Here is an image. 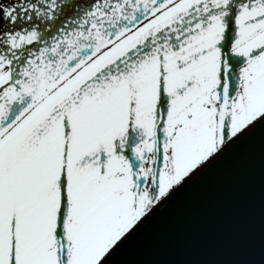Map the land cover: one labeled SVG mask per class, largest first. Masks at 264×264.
I'll return each mask as SVG.
<instances>
[{
    "label": "snow or ice",
    "instance_id": "snow-or-ice-1",
    "mask_svg": "<svg viewBox=\"0 0 264 264\" xmlns=\"http://www.w3.org/2000/svg\"><path fill=\"white\" fill-rule=\"evenodd\" d=\"M262 114L264 0H0V264H99Z\"/></svg>",
    "mask_w": 264,
    "mask_h": 264
},
{
    "label": "water",
    "instance_id": "water-1",
    "mask_svg": "<svg viewBox=\"0 0 264 264\" xmlns=\"http://www.w3.org/2000/svg\"><path fill=\"white\" fill-rule=\"evenodd\" d=\"M229 144L100 264H264V118Z\"/></svg>",
    "mask_w": 264,
    "mask_h": 264
},
{
    "label": "bare ground",
    "instance_id": "bare-ground-1",
    "mask_svg": "<svg viewBox=\"0 0 264 264\" xmlns=\"http://www.w3.org/2000/svg\"><path fill=\"white\" fill-rule=\"evenodd\" d=\"M262 118H263V116H262ZM262 118H261V119H262ZM261 121H262V120H261ZM256 122H257V121H256ZM256 124H257V123H253L254 126H255ZM250 127H251V126H250ZM250 127H249V128H250ZM249 128H248V129H249ZM251 128H252V127H251ZM248 129H247V131H248ZM247 131L245 130V132H242V134H240V135L235 139V141H236L239 137H241L244 133H246ZM235 137H236V136H235ZM233 142H234V141L232 140V143H233ZM230 144H231V142H230ZM230 144H229V145H230ZM226 145H228V144H226ZM226 145H225V146H226ZM225 146L221 147V148L218 150V152H217L213 157L209 158V160H207L205 163L207 164L210 160H212V159H213V158H214L219 152H221V151L224 149ZM226 147H227V146H226ZM205 163H204V164H205ZM204 164H202V165L200 166V168L196 169V170H195V173H197L200 169H202V167L204 166ZM195 173H194V174H195ZM194 174H193V175H194ZM193 175H192V176H193ZM192 176H191V177H192ZM191 177H190V178H191ZM190 178H186V179H184V180L181 182V186L184 185L185 182H187ZM181 186H180V187H181ZM180 187H178L177 189H179ZM177 189L172 190V191L169 193V194H170L169 196H172V194H173L174 192H176ZM169 196H168V197H169ZM168 197H166L164 200H166ZM164 200H161V201H160V204H161ZM160 204H159V205H160ZM155 208H156V207H155ZM155 208H153V210H154ZM151 211H152V210H151ZM151 211H150L148 214L152 213ZM148 214H147V215H148ZM145 216H146V215H145ZM145 216H144V217L142 216V218H141V219H140V220H139V221H138V222H137V223H136V224L130 229V231H132V229H134V228L138 225V223L141 222V221L145 218ZM144 220H145V219H144ZM130 231H129V232H130ZM129 232H127V234H128ZM127 234H126V235H127ZM126 235H124L119 241H121ZM119 241H118V242H119ZM118 242H117V243H118ZM117 243H116V244H117ZM113 247H115V245H114ZM113 247H112V248H113ZM112 248H111V249H112ZM111 249H110V250H111ZM110 250L107 252V254L110 252ZM105 255H106V254H105ZM104 257H105V256H104ZM104 257H103V258H104ZM103 258H102V259H103ZM102 259H101V260H102ZM100 262H101V261H99V264H100Z\"/></svg>",
    "mask_w": 264,
    "mask_h": 264
},
{
    "label": "rangeland",
    "instance_id": "rangeland-1",
    "mask_svg": "<svg viewBox=\"0 0 264 264\" xmlns=\"http://www.w3.org/2000/svg\"><path fill=\"white\" fill-rule=\"evenodd\" d=\"M224 134H225V136L227 135V130H226V129H225V131H224ZM184 178H185V177H184ZM184 178H183V179H184ZM162 198H163V197H162Z\"/></svg>",
    "mask_w": 264,
    "mask_h": 264
}]
</instances>
